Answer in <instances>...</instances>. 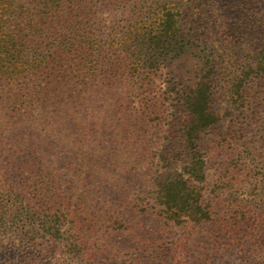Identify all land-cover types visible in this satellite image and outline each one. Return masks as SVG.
<instances>
[{"label":"rangeland","instance_id":"obj_1","mask_svg":"<svg viewBox=\"0 0 264 264\" xmlns=\"http://www.w3.org/2000/svg\"><path fill=\"white\" fill-rule=\"evenodd\" d=\"M187 1L181 24L190 45L160 63L144 103L176 105L196 89L207 59L214 67L209 110L217 122L191 148L205 163L208 218L179 225L134 207L155 171H173L163 160L179 168L191 157L177 144L184 114L150 115L123 76L120 99L105 84L92 90L83 130L17 142L13 156L12 134L3 142L0 264H264V0ZM102 19L92 28L105 40L120 9L102 10ZM160 118L168 124L157 125ZM35 149L44 158L32 159Z\"/></svg>","mask_w":264,"mask_h":264},{"label":"trees","instance_id":"obj_2","mask_svg":"<svg viewBox=\"0 0 264 264\" xmlns=\"http://www.w3.org/2000/svg\"><path fill=\"white\" fill-rule=\"evenodd\" d=\"M100 1L0 0V157L3 142L11 134L8 154L13 156L18 151L13 147L17 142L48 141L56 132L74 126L83 130L88 124L92 90L105 84L120 99L124 76L128 81L123 82L130 92H137L140 105L150 115L156 116L163 108L174 121V115L184 114L183 134L177 144L182 154L191 157L179 168L163 160L173 171H155L151 191L137 196L134 207L144 214L154 211L163 220L179 225L199 224L208 218L201 201L205 163L191 148L195 134L217 122L218 117L209 110L214 67L207 59L196 71V89L176 105L157 109L158 102L144 103L161 64L186 54L190 43L189 36L183 34L181 17L190 2L110 0L104 7L98 5ZM117 7L120 25L115 20L108 22L106 39L101 34L97 37L92 21L101 25L102 10L112 13ZM240 84L234 87L239 90ZM154 121L157 125L168 124L166 119ZM31 148L33 145L27 147ZM32 153L36 154L31 155L32 159L44 158L40 150ZM79 165L84 167L83 161ZM26 166L29 168L24 164L22 169ZM80 177L81 184L84 179Z\"/></svg>","mask_w":264,"mask_h":264}]
</instances>
